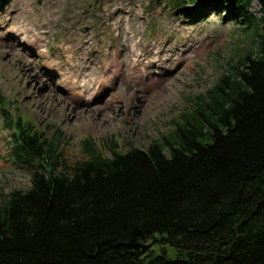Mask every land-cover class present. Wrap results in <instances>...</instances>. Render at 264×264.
<instances>
[{"label":"trees","instance_id":"trees-1","mask_svg":"<svg viewBox=\"0 0 264 264\" xmlns=\"http://www.w3.org/2000/svg\"><path fill=\"white\" fill-rule=\"evenodd\" d=\"M212 1L252 43L145 148L83 138L67 166L59 138L4 114L31 173L0 199V264H264V0Z\"/></svg>","mask_w":264,"mask_h":264},{"label":"rangeland","instance_id":"rangeland-1","mask_svg":"<svg viewBox=\"0 0 264 264\" xmlns=\"http://www.w3.org/2000/svg\"><path fill=\"white\" fill-rule=\"evenodd\" d=\"M251 11L259 15L255 2ZM242 25L212 0L178 9L169 0H9L0 11V199L26 190L31 173L15 162L4 114L59 138L67 166L83 159V138L145 148L251 45Z\"/></svg>","mask_w":264,"mask_h":264},{"label":"bare ground","instance_id":"bare-ground-1","mask_svg":"<svg viewBox=\"0 0 264 264\" xmlns=\"http://www.w3.org/2000/svg\"><path fill=\"white\" fill-rule=\"evenodd\" d=\"M16 30H17V32H14L15 34H26V32L27 31H24L23 29H21V28H16ZM1 37H2V34L0 33V39H1ZM24 38V37H23ZM32 43H35V40H33L32 39V41H31ZM175 55V57H174V60H177V59H179L180 57L179 56H177L176 55V53L174 52V51H171V53H168V56H167V58L168 59H171L172 58V56H174ZM133 63V64H132ZM131 64H132V67H136V64H135V62L133 61V62H131ZM155 64V63H154ZM116 67L118 66L119 67V65H115ZM141 69V72H143V73H145L146 71L144 70V69H142V68H140ZM112 73L114 74V76L115 75H117L119 72H118V69H116V70H113L112 71ZM89 81H91L90 79H89ZM104 80L102 81V82H100L101 84H102V86H105L104 85ZM157 81L156 80H153V79H151V83H156ZM88 99V98H87Z\"/></svg>","mask_w":264,"mask_h":264},{"label":"water","instance_id":"water-1","mask_svg":"<svg viewBox=\"0 0 264 264\" xmlns=\"http://www.w3.org/2000/svg\"><path fill=\"white\" fill-rule=\"evenodd\" d=\"M8 3L9 0H0V11H2Z\"/></svg>","mask_w":264,"mask_h":264}]
</instances>
